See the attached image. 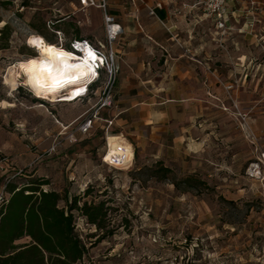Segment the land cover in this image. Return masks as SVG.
I'll list each match as a JSON object with an SVG mask.
<instances>
[{"label": "rangeland", "instance_id": "374dc122", "mask_svg": "<svg viewBox=\"0 0 264 264\" xmlns=\"http://www.w3.org/2000/svg\"><path fill=\"white\" fill-rule=\"evenodd\" d=\"M105 3L106 11L79 0H0V30L11 29L0 48V195L46 183L41 188L58 193L61 206L103 201L102 229L73 211L85 249L77 264H264V173L250 175L254 165L264 169V24L256 37L201 24L195 75L177 79L173 52L157 44L160 24L149 14L156 4ZM105 13L122 28L114 40ZM145 19L153 32L143 29ZM33 35L58 47L87 39L113 54V105L97 109L104 74L71 103L34 95L15 77L20 62L40 59L26 44ZM92 109L97 120L81 134ZM119 135L126 145L110 149L121 160L132 144L128 169L101 161L106 137ZM158 165L169 172L157 176Z\"/></svg>", "mask_w": 264, "mask_h": 264}, {"label": "trees", "instance_id": "16d2710c", "mask_svg": "<svg viewBox=\"0 0 264 264\" xmlns=\"http://www.w3.org/2000/svg\"><path fill=\"white\" fill-rule=\"evenodd\" d=\"M10 36L11 29L5 24L0 30L1 49L6 48ZM41 37L47 44H53ZM62 47L71 51L70 45ZM162 172H169V169L158 165L155 174L158 176ZM45 184L22 189L11 187L8 197L3 198L0 205V264L80 262L85 249L73 231V211L96 228H104L107 208L103 201L78 206L77 198H73L61 206V196L54 191H44L41 187ZM22 240L25 241L17 244Z\"/></svg>", "mask_w": 264, "mask_h": 264}, {"label": "crops", "instance_id": "0c3cea01", "mask_svg": "<svg viewBox=\"0 0 264 264\" xmlns=\"http://www.w3.org/2000/svg\"><path fill=\"white\" fill-rule=\"evenodd\" d=\"M147 1L151 4L155 3L156 5H160L159 8L154 9L155 16L150 17L156 19L160 24L155 26L157 44L160 45L162 49L170 48L173 52L174 56L171 63L175 66L174 73L177 75L176 78L191 79L193 75H195L197 27L199 29L202 24L204 29L205 27L210 28L212 26L216 31L221 30L217 29L215 22L211 18L206 17L202 7H199L200 0H178V4L176 5L172 3V0ZM253 1L258 6H264V0ZM99 3L100 2L98 1L97 4ZM96 8L101 9L99 7ZM227 10L228 14L226 16V28L224 31L227 36L238 34L244 35V37L247 35L256 37L255 33L256 30H258V27H260L259 24H264V9L261 8L258 12L253 14L254 23L252 27L249 26V22L252 21V17L249 16V13L247 12V4H229ZM108 15L111 16L110 14ZM114 22L115 25L120 27V30L122 31L121 26L116 23L115 18ZM142 25L143 29L153 32V27L149 24L148 19H145ZM166 34H169L170 37H168ZM205 48L206 47L204 44L203 50L206 55ZM205 55L203 56L204 63L210 59L208 54L206 56ZM201 57L202 56H200L199 59ZM165 62L168 63V60ZM129 145L133 150L132 144Z\"/></svg>", "mask_w": 264, "mask_h": 264}, {"label": "built area", "instance_id": "2783aa9c", "mask_svg": "<svg viewBox=\"0 0 264 264\" xmlns=\"http://www.w3.org/2000/svg\"><path fill=\"white\" fill-rule=\"evenodd\" d=\"M79 2L82 7H99L103 10H105L106 8L105 0H100L99 4H97L95 0H79ZM229 4H233V5L247 4L248 5L247 12L249 13V15H253L255 12H258L260 10L259 6L253 0H200V6L202 7L206 17L211 18L215 22L217 29L221 30L222 32H224L226 28L225 22H226V16L228 14L227 8ZM159 7L160 5L157 4L155 5L154 8H149L150 16H155L154 9ZM104 21L107 28L108 36L112 40H114L117 36V31H115L114 29V27L116 26L114 22V18L105 13ZM253 23L254 21L249 22V26L252 27ZM69 45L71 48L70 52L77 55L79 58L90 56L91 65L96 71V75L93 77L92 81L89 82V84L87 85L85 95L78 99L85 98L88 94L89 87H91V85L99 81L101 75L104 74L107 77L106 84L103 90L104 98L102 99V102L97 107V109L111 107L113 105L111 89L114 84L115 75H116V69L114 68L113 54H111V56L109 57L108 54L101 47L93 45L87 39H78V40L74 39L70 42ZM97 117H98V111L96 109L95 110L92 109L90 113L88 112L84 114L81 117V123L78 127V131L81 134L88 133L93 128L95 121L97 120ZM111 124L112 122H108L109 126H111ZM113 142H117L120 145V147H124L126 145L125 139L122 135L115 136L112 138L106 137V152L103 155L101 161L110 168H122V169L130 168L133 163L132 148L128 158L123 157L121 160H119L116 156H114L115 152L111 151L110 149ZM108 157H111V160H108ZM258 160L259 163L264 164V153L261 154V159ZM250 171H251L250 175L253 177L262 176V173H264V169H261L259 167V164L254 165V167L250 169ZM2 203H3V197L1 194L0 204Z\"/></svg>", "mask_w": 264, "mask_h": 264}, {"label": "bare ground", "instance_id": "6f19581e", "mask_svg": "<svg viewBox=\"0 0 264 264\" xmlns=\"http://www.w3.org/2000/svg\"><path fill=\"white\" fill-rule=\"evenodd\" d=\"M114 29L118 35L120 27L115 26ZM26 44L36 50L37 57L40 59L20 62L16 68L15 77L23 78L24 85L34 95L49 102L56 100L67 103L74 102L85 95L87 85L96 75V71L91 65L90 56L79 58L63 47L47 44L38 35L29 36L26 39ZM53 77L62 82L69 80L71 82L57 85L54 83Z\"/></svg>", "mask_w": 264, "mask_h": 264}, {"label": "snow or ice", "instance_id": "6c2138e0", "mask_svg": "<svg viewBox=\"0 0 264 264\" xmlns=\"http://www.w3.org/2000/svg\"><path fill=\"white\" fill-rule=\"evenodd\" d=\"M32 63L35 64V62H32ZM28 70L31 71L32 69H28ZM53 80H54V83L57 84V85H62V83H64V82H71L70 80L69 81H63L62 82L60 79H58L56 77H53Z\"/></svg>", "mask_w": 264, "mask_h": 264}]
</instances>
